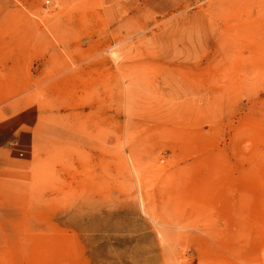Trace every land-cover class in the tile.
I'll return each instance as SVG.
<instances>
[{"label":"rangeland","instance_id":"rangeland-1","mask_svg":"<svg viewBox=\"0 0 264 264\" xmlns=\"http://www.w3.org/2000/svg\"><path fill=\"white\" fill-rule=\"evenodd\" d=\"M0 264H264V0H0Z\"/></svg>","mask_w":264,"mask_h":264}]
</instances>
